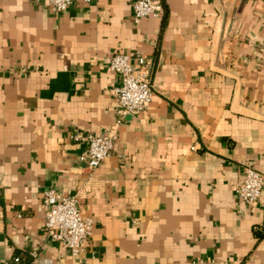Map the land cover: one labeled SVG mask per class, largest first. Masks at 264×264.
Segmentation results:
<instances>
[{"label":"crops","instance_id":"0c3cea01","mask_svg":"<svg viewBox=\"0 0 264 264\" xmlns=\"http://www.w3.org/2000/svg\"><path fill=\"white\" fill-rule=\"evenodd\" d=\"M134 1L0 0V263L264 264V189L233 192L264 176V0H161L138 24ZM116 54L149 61L154 94L89 173L70 137L114 126ZM46 190L94 221L84 254L46 238Z\"/></svg>","mask_w":264,"mask_h":264},{"label":"built area","instance_id":"2783aa9c","mask_svg":"<svg viewBox=\"0 0 264 264\" xmlns=\"http://www.w3.org/2000/svg\"><path fill=\"white\" fill-rule=\"evenodd\" d=\"M75 0H32L43 5L52 13L67 11ZM84 4L88 0H83ZM163 14L161 0H135L132 3V20L138 24L145 18H160ZM133 60L120 54L109 59L108 70L119 78V85L113 94L118 103L114 126L98 134H74L70 140L86 144V155L79 160L85 163L89 173H93L112 154L118 137V128L127 115L141 113L149 107L153 97L150 79V63L137 55ZM264 189V176L256 170L245 167L243 179L233 186V192L243 204L254 205L259 202ZM44 208V233L47 239L57 243L73 256L85 253L92 235L94 221L84 218L78 209L77 196L64 197L53 190L42 194ZM0 264H53L51 259L41 258L31 252L26 256H15ZM187 264H206L191 261Z\"/></svg>","mask_w":264,"mask_h":264}]
</instances>
